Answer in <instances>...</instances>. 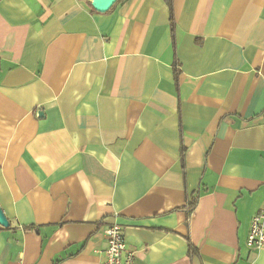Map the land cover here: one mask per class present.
<instances>
[{
	"label": "crops",
	"instance_id": "obj_1",
	"mask_svg": "<svg viewBox=\"0 0 264 264\" xmlns=\"http://www.w3.org/2000/svg\"><path fill=\"white\" fill-rule=\"evenodd\" d=\"M0 207V264H264V0H0Z\"/></svg>",
	"mask_w": 264,
	"mask_h": 264
},
{
	"label": "built area",
	"instance_id": "obj_2",
	"mask_svg": "<svg viewBox=\"0 0 264 264\" xmlns=\"http://www.w3.org/2000/svg\"><path fill=\"white\" fill-rule=\"evenodd\" d=\"M104 234L107 248L102 264H134L135 253L127 249L123 228L114 224L108 227ZM247 244L251 250L255 251H261L264 248V209L252 220Z\"/></svg>",
	"mask_w": 264,
	"mask_h": 264
},
{
	"label": "water",
	"instance_id": "obj_3",
	"mask_svg": "<svg viewBox=\"0 0 264 264\" xmlns=\"http://www.w3.org/2000/svg\"><path fill=\"white\" fill-rule=\"evenodd\" d=\"M93 9L98 13H107L109 12L118 0H91ZM0 225L4 228L10 226L8 219L6 218L2 208L0 207Z\"/></svg>",
	"mask_w": 264,
	"mask_h": 264
},
{
	"label": "trees",
	"instance_id": "obj_4",
	"mask_svg": "<svg viewBox=\"0 0 264 264\" xmlns=\"http://www.w3.org/2000/svg\"><path fill=\"white\" fill-rule=\"evenodd\" d=\"M120 1H122V0H118V2H117L116 4H118ZM116 4H115V5H116ZM115 5H114V6H115ZM193 208H194V206H193ZM194 251H195V250L192 249V252H194Z\"/></svg>",
	"mask_w": 264,
	"mask_h": 264
}]
</instances>
